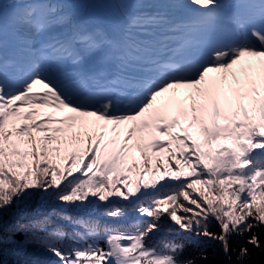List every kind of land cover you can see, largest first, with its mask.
Masks as SVG:
<instances>
[{"label": "snow or ice", "instance_id": "obj_1", "mask_svg": "<svg viewBox=\"0 0 264 264\" xmlns=\"http://www.w3.org/2000/svg\"><path fill=\"white\" fill-rule=\"evenodd\" d=\"M107 2L137 7L89 29L47 0L5 3L25 5L7 14L0 5V210L38 190L65 206L103 205L113 220L143 218L92 228L82 247L58 246L59 232L33 237L57 264H196L148 245L165 214L226 254L245 233L259 249L264 0ZM10 18L25 39L5 58ZM111 34L158 35L164 51L127 78ZM84 53H103L105 67L87 71Z\"/></svg>", "mask_w": 264, "mask_h": 264}, {"label": "trees", "instance_id": "obj_2", "mask_svg": "<svg viewBox=\"0 0 264 264\" xmlns=\"http://www.w3.org/2000/svg\"><path fill=\"white\" fill-rule=\"evenodd\" d=\"M17 9L13 7L7 13ZM6 20L12 22L11 18ZM105 211L103 205L96 204L84 208L65 206L38 190H32L30 196L14 200L10 206L0 210V264H57L56 258L42 244L36 243L33 237H45L59 232L64 239L58 246L82 247L85 240L91 242L88 231L92 228L102 234L106 226H130L143 219L130 215L117 221L106 216ZM178 215L183 213L178 210ZM159 222V230L154 231L148 239L151 242L149 246L155 244L160 251L176 248L181 260L193 259L196 264H264V229L255 230L261 241L259 249L246 243L251 233H245L229 237V251L226 254L219 241L181 230L175 224L174 228L178 231H173L174 228L168 222ZM207 230L215 235L220 234L215 220L210 221ZM241 247H247L249 252L243 259L238 258Z\"/></svg>", "mask_w": 264, "mask_h": 264}, {"label": "rangeland", "instance_id": "obj_3", "mask_svg": "<svg viewBox=\"0 0 264 264\" xmlns=\"http://www.w3.org/2000/svg\"><path fill=\"white\" fill-rule=\"evenodd\" d=\"M14 0H1L0 5H3V10L5 13L12 11L13 6H9L5 3H13ZM51 4H60L62 7V13H67L72 19L74 25L80 26L83 25L89 29L94 27H107L109 23L118 18L121 15V11L125 8L133 9L137 7L136 5H117L110 4L107 0H47ZM24 3L15 5L18 9L23 8ZM21 25L19 21L12 19V22L4 20L2 24L3 29V38L4 46L3 49H7L9 53V58L13 57L18 49L19 42L25 39L20 33L17 32V29ZM112 39L116 42V48L114 52L116 54H123L124 61L121 62L124 65V75L131 70H137V64L141 63L137 57L139 56H154L156 53L155 46L158 45V40H152V37L156 38V35H146V36H136L148 38L151 40V44L146 46V49L134 47L139 45L138 41L135 40V36L130 40H126L118 34H111ZM134 55V56H131ZM85 56V68L86 70L95 69L96 71L99 68L105 67L103 60V53H97L90 55L84 53ZM136 57V58H135ZM111 68V65L108 66ZM139 71V69L137 70ZM126 76V75H125ZM129 78L128 76H126ZM164 222H168V225L173 229L174 222L167 217V214L161 218ZM171 223V224H170ZM160 225V222H159ZM173 231H178L175 228ZM177 233V232H176ZM148 245L150 241L147 240ZM152 247H156L155 244H151ZM158 250V249H157Z\"/></svg>", "mask_w": 264, "mask_h": 264}, {"label": "bare ground", "instance_id": "obj_4", "mask_svg": "<svg viewBox=\"0 0 264 264\" xmlns=\"http://www.w3.org/2000/svg\"><path fill=\"white\" fill-rule=\"evenodd\" d=\"M135 38V40H137L138 41V43H139V45H136L134 48L135 49H137V48H141V49H146V46L147 45H149V44H151L152 42H151V40H149L148 38H143V37H134ZM158 40V45H154L155 46V49L158 51V53H160V56L162 55V53H163V51H164V49H163V47H162V44H161V39H160V37L158 36V35H156V38L155 37H152V40ZM131 56H134V55H132L131 54ZM159 56V57H160ZM136 58V57H135ZM138 58V60L140 61V62H142L143 64L144 63H149V62H151V60H152V58H153V56H151V54L150 55H148V56H139V57H137ZM142 64V65H143ZM140 68V70L139 71H137L138 69ZM95 69H91V70H89L90 72L91 71H94ZM137 70H131V69H129V71L125 74L126 76H128L129 78H131V77H133V76H137V75H140V74H142V72H143V70L141 69V66L139 65V64H137ZM88 71V70H87ZM125 103H127V101H125Z\"/></svg>", "mask_w": 264, "mask_h": 264}]
</instances>
